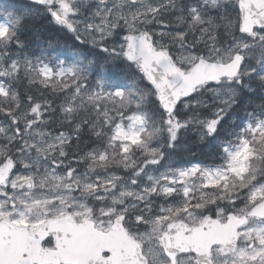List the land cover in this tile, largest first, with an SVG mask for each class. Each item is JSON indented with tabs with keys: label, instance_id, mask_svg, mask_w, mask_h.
Returning <instances> with one entry per match:
<instances>
[{
	"label": "snow or ice",
	"instance_id": "obj_1",
	"mask_svg": "<svg viewBox=\"0 0 264 264\" xmlns=\"http://www.w3.org/2000/svg\"><path fill=\"white\" fill-rule=\"evenodd\" d=\"M0 264H264V0H0Z\"/></svg>",
	"mask_w": 264,
	"mask_h": 264
},
{
	"label": "trees",
	"instance_id": "obj_2",
	"mask_svg": "<svg viewBox=\"0 0 264 264\" xmlns=\"http://www.w3.org/2000/svg\"><path fill=\"white\" fill-rule=\"evenodd\" d=\"M61 38H62V40H63V39H65L64 37H61ZM67 43H69V44H70V43H71V41H70V40H68V41H67Z\"/></svg>",
	"mask_w": 264,
	"mask_h": 264
}]
</instances>
